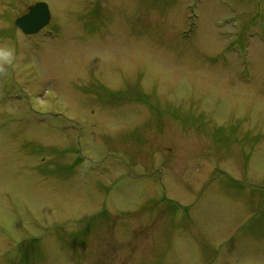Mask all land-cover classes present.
Masks as SVG:
<instances>
[{"label":"rangeland","instance_id":"rangeland-1","mask_svg":"<svg viewBox=\"0 0 264 264\" xmlns=\"http://www.w3.org/2000/svg\"><path fill=\"white\" fill-rule=\"evenodd\" d=\"M0 45V264H264V0H0Z\"/></svg>","mask_w":264,"mask_h":264},{"label":"water","instance_id":"water-1","mask_svg":"<svg viewBox=\"0 0 264 264\" xmlns=\"http://www.w3.org/2000/svg\"><path fill=\"white\" fill-rule=\"evenodd\" d=\"M51 21V13L46 3H37L28 12L18 18L15 25L26 35L39 33Z\"/></svg>","mask_w":264,"mask_h":264},{"label":"clouds","instance_id":"clouds-1","mask_svg":"<svg viewBox=\"0 0 264 264\" xmlns=\"http://www.w3.org/2000/svg\"><path fill=\"white\" fill-rule=\"evenodd\" d=\"M14 58V49L7 45H0V71L5 70L4 65L12 64Z\"/></svg>","mask_w":264,"mask_h":264}]
</instances>
